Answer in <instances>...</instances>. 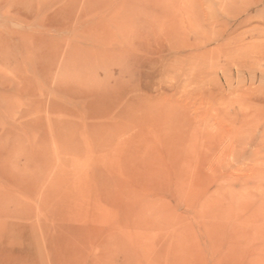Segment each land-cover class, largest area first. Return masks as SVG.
<instances>
[{"label": "rangeland", "instance_id": "374dc122", "mask_svg": "<svg viewBox=\"0 0 264 264\" xmlns=\"http://www.w3.org/2000/svg\"><path fill=\"white\" fill-rule=\"evenodd\" d=\"M263 140L264 0H0V264H264Z\"/></svg>", "mask_w": 264, "mask_h": 264}, {"label": "bare ground", "instance_id": "6f19581e", "mask_svg": "<svg viewBox=\"0 0 264 264\" xmlns=\"http://www.w3.org/2000/svg\"><path fill=\"white\" fill-rule=\"evenodd\" d=\"M90 45H91V44H90ZM90 49H91V48H90ZM91 51H92V50H91ZM92 52H93V51H92ZM101 57H102V56H101ZM97 94H98V93H97ZM101 101H102V100H101ZM92 103H93V102H92ZM98 105H99V103H98ZM106 106H107V105H106ZM90 107H91V106H90ZM99 107H100V106H99ZM99 107H98V108H99ZM104 107H105V105H104ZM91 109H92V108H91ZM102 109H103V107H102ZM98 114H99V113H98ZM95 117H96V116H95ZM133 117H134V116H133ZM159 125H160V124H159ZM235 131H236L235 134H237V130H234V132H235ZM222 132H224V131H222ZM222 132H221V130H220V133H222ZM231 132H232V131H231ZM239 132H240V131H239ZM217 134H219V132H218ZM222 134H223V133H222ZM226 134H227V133H226ZM235 134H234V139H235V137H236ZM228 135H229V134H228ZM241 135H242V134H241ZM216 136H217V135H216ZM219 136H220V134H219ZM224 136H225V135H224ZM229 136H230V135H229ZM229 136H228V137H229ZM217 137H218V136H217ZM226 137H227V135H226ZM243 137H244V136H243ZM219 139H220V138H219ZM243 139H244V138H243ZM251 139H252V138H251ZM236 140H238V139L236 138ZM234 141H235V140H234ZM238 141H239V140H238ZM249 141H250V140H249ZM255 141H256V140H255ZM263 141H264V140H263ZM215 142H217V141L215 140ZM235 142H236V141H235ZM247 142H248V141H247ZM256 142H257V141H256ZM258 142H259V141H258ZM231 143H232V142H231ZM239 143H240V141H239ZM239 143H238V144H239ZM249 143H250V142H249ZM251 143H252V142H251ZM254 143H255V142H254ZM254 143L252 144L253 147H254ZM259 143L261 144V141H260ZM217 144H218V143H217ZM236 144H237V143H236ZM236 144H235V145H236ZM262 144H263V142H262ZM231 145H232V144H231ZM249 145H250V144H249ZM249 145L247 144L246 146H249ZM217 146H218V145H217ZM219 146H220V145H219ZM233 146H234V145H233ZM263 146H264V144H263ZM234 147H235V146H234ZM234 147H233V148H234ZM261 147H262V145H261ZM231 148H232V146H231ZM248 148H249V147H248ZM255 148H256V144H255ZM255 148H252V149H254V151H255ZM259 148H260V147H258V149H259ZM262 148H263V147H262ZM240 149H241V147H240ZM240 149H239V150H240ZM260 149H261V148H260ZM260 149H259V150H260ZM246 150H248V149H246ZM256 150H257V148H256ZM259 150H258V151H259ZM261 150H262V149H261ZM234 151H235V149H234ZM234 151H233V153H235ZM258 151H257V152H258ZM244 152H245V151H244ZM255 152H256V151H255ZM257 152H256V153H257ZM236 153H237V151H236ZM239 154H240V153H239ZM236 156H237V155H236ZM241 156L243 157L244 155H241ZM109 158H110V160L113 159L111 156H110ZM103 163H104V162H103ZM262 164H263V163H262ZM200 168H201V167H200ZM191 170H192V169H191ZM233 171H234V170H233ZM197 173H198V172H197ZM234 173H236V172H234ZM241 174H242V173H241ZM198 175H199V173H198ZM233 175H234V174H233ZM236 175H237V174H236ZM258 175H259V174H258ZM237 176H238V175H237ZM258 177L260 178V175H259ZM258 177H257V178H258ZM263 177H264V175H263ZM199 179H201V178H199ZM189 180H190V179H189ZM262 188H263V187H262ZM245 196H246V195H245ZM239 203H240V202H239ZM241 234H242V233H241Z\"/></svg>", "mask_w": 264, "mask_h": 264}]
</instances>
